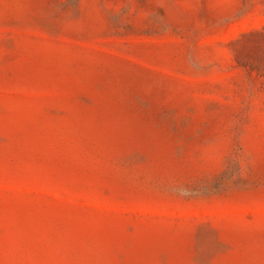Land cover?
<instances>
[{"label":"rangeland","instance_id":"rangeland-1","mask_svg":"<svg viewBox=\"0 0 264 264\" xmlns=\"http://www.w3.org/2000/svg\"><path fill=\"white\" fill-rule=\"evenodd\" d=\"M0 264H264V0H0Z\"/></svg>","mask_w":264,"mask_h":264}]
</instances>
